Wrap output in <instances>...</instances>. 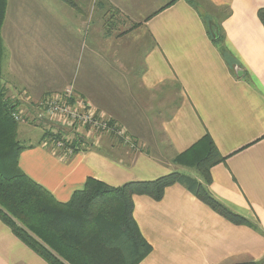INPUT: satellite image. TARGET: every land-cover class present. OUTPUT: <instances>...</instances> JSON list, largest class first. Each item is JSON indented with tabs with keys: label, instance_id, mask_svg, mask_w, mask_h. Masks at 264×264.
<instances>
[{
	"label": "crops",
	"instance_id": "1",
	"mask_svg": "<svg viewBox=\"0 0 264 264\" xmlns=\"http://www.w3.org/2000/svg\"><path fill=\"white\" fill-rule=\"evenodd\" d=\"M72 1L82 12L67 7L51 25L58 45L49 46V60L62 62L67 49L69 56L70 40L84 69L61 86L52 76L17 79L8 96L17 112L33 115L30 124L37 120L35 102L74 81V99L118 122L135 148L82 129V147L59 157L42 143L44 132L59 129L37 120L17 131L18 140L33 137L22 141L20 170L61 203L88 178L115 188L171 173L198 179L173 159L208 136L224 158L210 170L208 192L254 228L226 221L180 185L168 187L160 201L135 196L132 217L151 247L139 264L263 262L264 28L257 12L264 0H106L119 11L109 30L100 25L101 9L89 26L88 6ZM57 27L63 31L56 36ZM0 264L46 263L0 222Z\"/></svg>",
	"mask_w": 264,
	"mask_h": 264
},
{
	"label": "trees",
	"instance_id": "2",
	"mask_svg": "<svg viewBox=\"0 0 264 264\" xmlns=\"http://www.w3.org/2000/svg\"><path fill=\"white\" fill-rule=\"evenodd\" d=\"M58 1L74 8L72 0ZM7 2L0 0V222L14 237L46 264H139L150 254L151 247L132 217L133 197L160 201L165 190L173 185L184 187L226 221L254 228L252 223L230 211L208 192L211 168L224 161L208 136L173 159L175 165L193 169L198 179L171 173L153 181L129 182L115 188L88 178L82 189L75 191L65 203L56 201L47 190L29 179L18 166L20 153L25 147L17 138L21 123L14 119L18 114L17 104L7 99L1 82L4 54L1 30ZM257 18L264 28V9L257 12ZM108 121L109 126L124 131L123 137L115 133L99 134H110L130 143L126 131L111 119ZM62 132L48 129L43 134L42 143L50 139L49 147L54 154L71 156L79 150L77 144L69 141L60 149L54 146L55 142L62 140ZM128 147L134 149L135 144ZM69 149L71 155L67 154ZM245 264H264V261Z\"/></svg>",
	"mask_w": 264,
	"mask_h": 264
},
{
	"label": "rangeland",
	"instance_id": "3",
	"mask_svg": "<svg viewBox=\"0 0 264 264\" xmlns=\"http://www.w3.org/2000/svg\"><path fill=\"white\" fill-rule=\"evenodd\" d=\"M72 2L74 5L75 13L78 15L82 12L81 8H78L74 1ZM80 2H82L80 4L81 6H88V13L86 14H89V26L96 24V20L98 18V16H96V13L100 9L103 11L104 16H106L104 17V20L101 21L102 23L100 25H107L106 28L109 30L111 26L116 22L119 11L111 5L110 1L80 0ZM67 7L68 6L58 0H8L6 16L1 30V38L4 50L1 63V82L6 90L7 99L10 102L11 100L10 96H8V93L12 92L13 94H15L17 88L15 83L17 82V79L22 80L23 82H25V79L31 81H39L40 79L44 80L45 78L52 76L53 78L56 77L58 79L57 84L58 86H61L66 82V78H68L70 75L80 74L84 69L83 64L80 63V50L77 49L78 46L76 45V43L70 45V40L69 46H73L74 48L70 50L71 53L69 56H67V49L63 51L62 55L64 56H61L60 58L62 62L55 61L53 63L52 60H49V46L51 47L58 45L52 41L53 39L50 33L51 25L56 24L58 19H64L66 17L65 14L62 15V11H64L65 9H69ZM56 11L60 12L56 13ZM54 15H56V19L53 18ZM59 30L63 31L62 28L57 27L56 36ZM91 33L93 32L91 31L90 27V34ZM56 36L54 40L56 39ZM66 60L75 61L73 62V65H71V63H67ZM85 65H87V67H91V64ZM70 82H73L74 84V81ZM73 84H68L69 86L66 85L60 91L49 93L48 95L42 97V99L47 96L63 92L65 89H67V86L71 87L74 91ZM23 114H27L26 116L30 118L33 116H30L29 111H27V113L24 111ZM103 117L104 119H109V117H107L106 115H104ZM37 120L32 121L30 124H27L28 122H30V120H28L25 124L19 123L18 129L20 127H23V125H26V127H32L36 124V121L37 126H39L38 124L40 123L51 126L48 122L42 119L37 118ZM111 121L113 120L111 119ZM113 122L114 124L116 123L115 120ZM116 124H118V122ZM33 131L38 133V130L35 128ZM94 134L99 135V132H96ZM157 136V146L161 149L164 146V143L161 140L160 136ZM32 138L33 137H29V139L25 141L21 139L20 136L19 141L21 145L26 146L24 145V143L27 144V142H32ZM60 139H62V136L60 137ZM49 141L50 139L47 140L48 144L46 142L43 143H46L49 147ZM78 141H82V139L79 137L70 138V143H75L77 144V147L81 148L83 141L81 143H79ZM123 144L132 147L134 142L131 139L130 143L123 141Z\"/></svg>",
	"mask_w": 264,
	"mask_h": 264
},
{
	"label": "built area",
	"instance_id": "4",
	"mask_svg": "<svg viewBox=\"0 0 264 264\" xmlns=\"http://www.w3.org/2000/svg\"><path fill=\"white\" fill-rule=\"evenodd\" d=\"M74 97L72 88L68 87L63 92L47 96L34 103L37 118L48 122L51 126L64 132H62V140L54 143L57 149H60L63 144L69 142L71 137H76L77 133L82 129H88L95 133H115L119 137H123L124 131L117 130L113 125L109 126V121L108 119H104V115L97 113L86 105H82ZM24 115L19 111L14 116V119L17 122L25 123L27 116L25 115L24 117ZM21 117L24 119H21ZM46 145L44 143V146ZM67 154L71 155L72 150L69 149Z\"/></svg>",
	"mask_w": 264,
	"mask_h": 264
}]
</instances>
